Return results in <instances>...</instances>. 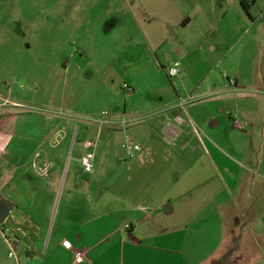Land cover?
<instances>
[{"label":"crops","instance_id":"crops-1","mask_svg":"<svg viewBox=\"0 0 264 264\" xmlns=\"http://www.w3.org/2000/svg\"><path fill=\"white\" fill-rule=\"evenodd\" d=\"M78 1L83 26L95 10ZM134 4L125 0L119 10L110 0L106 15L123 21L134 14ZM137 12L143 39L126 42L131 55L139 46L142 58L165 71L179 60L180 83L202 63V82L172 104L103 110L90 127L95 145L87 147L98 172H72L58 202L65 155H17L23 102L0 94V196L26 222L16 230L0 223L19 236L18 255L0 264H264V91L244 80L242 64L225 63L236 35L245 43L246 34L257 31L264 0H140ZM167 51L175 59L165 66L158 53L167 61ZM197 53L202 56L194 59ZM214 63L232 75L216 77ZM134 85L125 88L128 94L136 92ZM177 113L185 122L169 144L167 123ZM56 135L53 146L70 137ZM128 139L141 145L132 158L124 146ZM99 172L108 184L98 182ZM0 237V251L11 248L1 229Z\"/></svg>","mask_w":264,"mask_h":264},{"label":"rangeland","instance_id":"rangeland-1","mask_svg":"<svg viewBox=\"0 0 264 264\" xmlns=\"http://www.w3.org/2000/svg\"><path fill=\"white\" fill-rule=\"evenodd\" d=\"M124 1L116 0L119 10ZM0 2V94L23 102L19 119L25 124L16 130L17 155H65L57 202L72 172L90 177L98 172L96 167L92 173H85L80 158L92 151L86 146L88 140L95 139L90 127L103 116V110L110 112L115 106L121 111L126 107L143 110L152 104H172L183 90L203 80L202 63L194 64L180 83L181 74L169 77L160 64L142 58L139 46L131 55L126 42L143 39V18L137 12L140 0L133 5L134 16L123 17V21L106 15L110 0H85L83 7L95 11L91 22L83 26L79 25L77 10L82 5L78 0ZM97 12L103 13L100 18ZM256 26L257 31L246 34L245 43L238 41L241 33L236 35L225 63L230 68L242 64L244 80L264 91V18ZM167 54L165 61L158 53L165 66L169 59H175L174 52ZM201 56L197 53L194 59ZM241 57L244 60L240 61ZM228 72L219 64L214 75L224 79ZM133 83L136 92L128 94L126 85ZM61 131L69 133L68 141L53 146L51 140ZM25 172L19 171L21 175ZM108 181L109 177L99 172L98 182L105 185ZM9 249L0 251V262L5 257L14 259Z\"/></svg>","mask_w":264,"mask_h":264},{"label":"built area","instance_id":"built-area-1","mask_svg":"<svg viewBox=\"0 0 264 264\" xmlns=\"http://www.w3.org/2000/svg\"><path fill=\"white\" fill-rule=\"evenodd\" d=\"M181 71V62L179 60L171 63L167 69L166 72L168 74L169 77H175L177 75L180 74ZM228 84L229 85H236V79L234 77H230L228 75H225ZM127 88H129V85H126ZM186 107V103L184 101L180 102L179 108L182 110H185ZM109 113V111H103L104 115H107ZM108 122V120L103 119L101 120V123L104 124ZM125 123V121H123ZM185 122L184 117H183V113H177L173 116V118L171 119V121H169L167 123V134L165 136V140L169 143V144H174L177 139L179 138L180 134H181V130H180V126ZM95 145L94 140H88L86 142V146L87 147H92ZM124 146L127 148L128 150V156L130 158L134 157L135 155H137V153L141 150V145L138 143H134V141H132V139H128V141L124 144ZM95 152L93 151H89L87 154L83 155L80 158V161L82 162L84 169L88 172H91L94 170L95 168ZM127 226H130L129 224ZM0 229L3 230V233L5 235V237L7 238L8 242L10 243L11 246V252H10V256H17L18 255V248H17V244L19 242V236H17L15 234L14 231H12L10 228L4 229L0 226ZM66 244L69 248L72 247V243L70 241H66ZM79 258L83 259L84 255L83 254H79Z\"/></svg>","mask_w":264,"mask_h":264},{"label":"water","instance_id":"water-1","mask_svg":"<svg viewBox=\"0 0 264 264\" xmlns=\"http://www.w3.org/2000/svg\"><path fill=\"white\" fill-rule=\"evenodd\" d=\"M17 218L18 223H14L13 219ZM0 223L9 225L12 229L17 228H26V222L22 219L21 216H17L14 211V204L7 203V200L4 196H0Z\"/></svg>","mask_w":264,"mask_h":264},{"label":"trees","instance_id":"trees-1","mask_svg":"<svg viewBox=\"0 0 264 264\" xmlns=\"http://www.w3.org/2000/svg\"><path fill=\"white\" fill-rule=\"evenodd\" d=\"M245 5L248 7L247 4H245ZM223 263H224V261L220 260V261H214L212 264H223Z\"/></svg>","mask_w":264,"mask_h":264}]
</instances>
